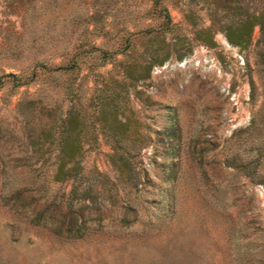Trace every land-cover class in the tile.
<instances>
[{
	"label": "rangeland",
	"instance_id": "374dc122",
	"mask_svg": "<svg viewBox=\"0 0 264 264\" xmlns=\"http://www.w3.org/2000/svg\"><path fill=\"white\" fill-rule=\"evenodd\" d=\"M0 264H264V0H0Z\"/></svg>",
	"mask_w": 264,
	"mask_h": 264
},
{
	"label": "trees",
	"instance_id": "16d2710c",
	"mask_svg": "<svg viewBox=\"0 0 264 264\" xmlns=\"http://www.w3.org/2000/svg\"><path fill=\"white\" fill-rule=\"evenodd\" d=\"M257 21V17H253V19L248 18L244 20H239L236 24H232L228 26L226 30V37L229 42L240 46L245 47L250 42L251 32L254 29V25ZM164 58L160 60L158 63H161ZM154 62H150L146 66V74H148L151 65ZM69 66L59 65L55 67V69H65ZM128 69V66H127ZM77 120V116L74 112H70L68 116L62 119V122L67 125L64 133L57 140V158H56V169L53 175V179L56 182H65L72 181L74 185L77 183H81L83 179L82 166L80 165V157L83 152V144L87 140L82 138L79 133L75 132L74 128H70L69 125L71 122ZM109 158L111 162L118 163L119 165L125 167L129 162V158L126 154H109ZM89 188V187H88ZM72 197L68 198L67 210L70 213H73L72 210ZM27 205V204H26ZM27 210L31 211L30 213L35 212L36 207L27 206ZM79 216V215H78ZM79 217L74 214V220L77 221Z\"/></svg>",
	"mask_w": 264,
	"mask_h": 264
}]
</instances>
